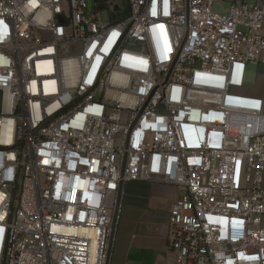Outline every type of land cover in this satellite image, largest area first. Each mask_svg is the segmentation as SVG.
<instances>
[{
	"label": "built area",
	"instance_id": "1",
	"mask_svg": "<svg viewBox=\"0 0 264 264\" xmlns=\"http://www.w3.org/2000/svg\"><path fill=\"white\" fill-rule=\"evenodd\" d=\"M109 7L0 0V264H110L133 182L173 264H264V0Z\"/></svg>",
	"mask_w": 264,
	"mask_h": 264
},
{
	"label": "crops",
	"instance_id": "2",
	"mask_svg": "<svg viewBox=\"0 0 264 264\" xmlns=\"http://www.w3.org/2000/svg\"><path fill=\"white\" fill-rule=\"evenodd\" d=\"M177 194L174 187L162 183L125 185L123 213L110 264H173L167 244V220Z\"/></svg>",
	"mask_w": 264,
	"mask_h": 264
},
{
	"label": "rangeland",
	"instance_id": "3",
	"mask_svg": "<svg viewBox=\"0 0 264 264\" xmlns=\"http://www.w3.org/2000/svg\"><path fill=\"white\" fill-rule=\"evenodd\" d=\"M246 3H252L253 0H244ZM98 0H86L87 10L89 12L93 11L95 4ZM108 8L100 10L101 19L106 22L109 19L110 11H112V6L127 7V0H107ZM228 4L215 3L212 10L220 14H225L228 11ZM236 93L240 95H259L264 99V66L261 65H248L245 74L244 88L237 91Z\"/></svg>",
	"mask_w": 264,
	"mask_h": 264
},
{
	"label": "trees",
	"instance_id": "4",
	"mask_svg": "<svg viewBox=\"0 0 264 264\" xmlns=\"http://www.w3.org/2000/svg\"><path fill=\"white\" fill-rule=\"evenodd\" d=\"M99 2V10L106 9L107 5L104 2L98 1ZM127 14V7L124 8L123 13H119L116 15L117 18L125 16Z\"/></svg>",
	"mask_w": 264,
	"mask_h": 264
},
{
	"label": "water",
	"instance_id": "5",
	"mask_svg": "<svg viewBox=\"0 0 264 264\" xmlns=\"http://www.w3.org/2000/svg\"><path fill=\"white\" fill-rule=\"evenodd\" d=\"M98 1H101V2L107 3V0H98ZM60 21L62 22V19H60Z\"/></svg>",
	"mask_w": 264,
	"mask_h": 264
}]
</instances>
